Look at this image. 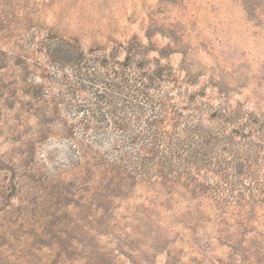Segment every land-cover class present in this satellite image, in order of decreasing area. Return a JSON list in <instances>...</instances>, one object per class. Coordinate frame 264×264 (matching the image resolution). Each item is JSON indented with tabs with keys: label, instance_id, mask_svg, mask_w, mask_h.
Segmentation results:
<instances>
[{
	"label": "rangeland",
	"instance_id": "1",
	"mask_svg": "<svg viewBox=\"0 0 264 264\" xmlns=\"http://www.w3.org/2000/svg\"><path fill=\"white\" fill-rule=\"evenodd\" d=\"M133 74L180 174L96 133ZM0 264H264V0H0Z\"/></svg>",
	"mask_w": 264,
	"mask_h": 264
},
{
	"label": "trees",
	"instance_id": "2",
	"mask_svg": "<svg viewBox=\"0 0 264 264\" xmlns=\"http://www.w3.org/2000/svg\"><path fill=\"white\" fill-rule=\"evenodd\" d=\"M67 51H70V49ZM50 56L52 60H57L60 63L72 62L80 65L82 61L80 57H72V55L68 52L67 54L62 55L60 52H58V50L51 52ZM114 72L116 75L117 71L114 70ZM131 78L136 84L142 86V88L140 87L143 98V100H140L141 104L138 105V103H132V101L129 99L126 104H123L121 107H117L114 102L109 101L107 103L109 106V113H102L103 116L96 121L97 135L107 133V129L104 127V121H106L107 125L108 123H111L114 127V131L117 133V137H114L112 140V149L114 150V153L115 150H117L116 160L119 162V164L121 162L125 168L135 171V173L142 172L144 167L145 170L148 167L146 163L149 158L147 156H142L141 149L142 147L145 148L150 146V149L154 152L152 156L158 157L157 162L155 161V163L149 167L150 170L153 168V166L157 165L156 171H159L158 176L169 177L180 174V172H178V170H180L178 165L182 164V159L187 158L190 151L186 148L191 147L192 143L188 141L185 147L178 139L175 142V140L172 138L166 139L162 137L161 133L159 132L157 122L162 124L163 118L155 117L154 119H142V114L137 113L139 109L142 110V105L145 106V108L149 106H153L154 108L158 107L156 112L161 114L164 101H161V99L158 101H154L151 98L146 99L148 95L145 92V88L150 89L151 85L155 84L154 77L149 75L147 78H143L142 76H136L133 74ZM58 104L59 103H57V105ZM250 123H253V125L257 124L256 121H251ZM86 124L90 123L88 122ZM120 141L127 142L128 145L134 148L137 146L136 151L138 153V161L134 158V156H132L131 153H129V151L125 150L123 146L122 149L117 147L119 146ZM184 151L186 154L183 157ZM197 156L199 155L195 153L193 154V157L196 158Z\"/></svg>",
	"mask_w": 264,
	"mask_h": 264
}]
</instances>
